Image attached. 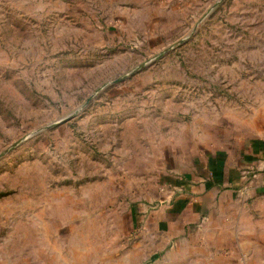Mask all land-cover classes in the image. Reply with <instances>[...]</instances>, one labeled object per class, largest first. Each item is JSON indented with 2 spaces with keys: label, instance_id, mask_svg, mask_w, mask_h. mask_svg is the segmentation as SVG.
Instances as JSON below:
<instances>
[{
  "label": "rangeland",
  "instance_id": "374dc122",
  "mask_svg": "<svg viewBox=\"0 0 264 264\" xmlns=\"http://www.w3.org/2000/svg\"><path fill=\"white\" fill-rule=\"evenodd\" d=\"M218 1L0 0V264H264V194L189 190L264 151V0Z\"/></svg>",
  "mask_w": 264,
  "mask_h": 264
},
{
  "label": "crops",
  "instance_id": "0c3cea01",
  "mask_svg": "<svg viewBox=\"0 0 264 264\" xmlns=\"http://www.w3.org/2000/svg\"><path fill=\"white\" fill-rule=\"evenodd\" d=\"M261 158L262 159H258L254 162L252 161L250 163H246L242 165L240 168V171L236 172L235 174L233 172H228V169L230 168H227L225 170V174L222 173L221 176L219 177L217 176L216 180H210V181L201 183L199 187L193 186L189 190H191L192 192H194L195 190L203 194V195L201 194L199 201L204 208H206L209 205V199L211 198V196L219 194L217 192H219V190L221 191V188L226 191L222 193V195H225L227 191L231 193V194H228L226 197L228 196L230 197L231 196L249 197L251 195H257V196L262 195L264 194V184H255L252 181H250L249 178L247 179L243 176L244 171L251 170L253 172H256L259 178H263L264 177V159H263L264 151L262 153ZM186 205H187L186 209L188 210L190 209L189 214H192L194 212L193 208L195 207V202L188 200V203ZM184 214H185L184 219L187 221L189 215L188 213H184ZM170 225H175V224L170 222Z\"/></svg>",
  "mask_w": 264,
  "mask_h": 264
},
{
  "label": "water",
  "instance_id": "95a60500",
  "mask_svg": "<svg viewBox=\"0 0 264 264\" xmlns=\"http://www.w3.org/2000/svg\"><path fill=\"white\" fill-rule=\"evenodd\" d=\"M220 2H221V0L218 1V2L215 4V7H216L218 4H220ZM196 30H197V26L194 27V28L192 29V31L188 34V36H187L186 39H188V38H190L191 36H193V34L196 32ZM186 39L181 40V41L179 42V44L184 43ZM142 66H143V65H141L140 67H138L137 69H135V70L132 71L131 73L136 72V71L139 70ZM126 77H127V75L124 76V77H121V78H117V79H115V80H111V81L107 82L106 84H104L99 90L103 89V87H105L106 85H108V84H110V83H112V82H113V83H115V82H120L121 80H123V79L126 78ZM93 97H94V95H93V96H90V97L88 98V100H87L82 106L79 107V110H80V111L83 110V109H84V108H85V107L91 102V100L93 99ZM73 115H74V114H71L70 116H68V117H66V118H64V119H62L60 122L66 120V119L71 118ZM60 122H54V123H51V124L45 126L43 129H40V130H38V131L32 133V135H35V134L41 132L42 130L52 128V127H54L56 124H58V123H60ZM16 145H17V143L11 145L7 150H5L4 152H2V153L0 154V159L3 158L7 153H9L10 151H12V150L16 147Z\"/></svg>",
  "mask_w": 264,
  "mask_h": 264
},
{
  "label": "built area",
  "instance_id": "2783aa9c",
  "mask_svg": "<svg viewBox=\"0 0 264 264\" xmlns=\"http://www.w3.org/2000/svg\"><path fill=\"white\" fill-rule=\"evenodd\" d=\"M243 176L247 179L249 178V180L255 184H264V177L259 178L258 174L256 172L251 171V170L244 171Z\"/></svg>",
  "mask_w": 264,
  "mask_h": 264
}]
</instances>
